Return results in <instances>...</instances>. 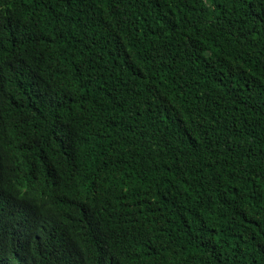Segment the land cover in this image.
Segmentation results:
<instances>
[{
  "label": "trees",
  "instance_id": "trees-1",
  "mask_svg": "<svg viewBox=\"0 0 264 264\" xmlns=\"http://www.w3.org/2000/svg\"><path fill=\"white\" fill-rule=\"evenodd\" d=\"M0 264H264V0H0Z\"/></svg>",
  "mask_w": 264,
  "mask_h": 264
}]
</instances>
